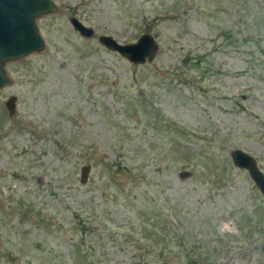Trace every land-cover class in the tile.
<instances>
[{"label": "rangeland", "instance_id": "1", "mask_svg": "<svg viewBox=\"0 0 264 264\" xmlns=\"http://www.w3.org/2000/svg\"><path fill=\"white\" fill-rule=\"evenodd\" d=\"M53 1L4 66L0 264L264 263V196L229 156L264 174V0ZM143 32V64L96 38Z\"/></svg>", "mask_w": 264, "mask_h": 264}, {"label": "water", "instance_id": "2", "mask_svg": "<svg viewBox=\"0 0 264 264\" xmlns=\"http://www.w3.org/2000/svg\"><path fill=\"white\" fill-rule=\"evenodd\" d=\"M56 8L53 0H0V88L10 81L4 67L6 62L20 59L43 48L44 41L36 18L54 12ZM68 21L80 36L89 38L94 34L92 27L75 16H69ZM96 38L103 47L118 53L133 64L150 62L158 49L155 38L149 32H143L134 41L126 43L118 42L108 34H98ZM15 101L16 96L10 94L3 102L9 116L15 112ZM229 156L234 166L247 171L264 196V174L254 157L238 148L230 150ZM88 172V164L80 167L79 182L84 183L87 180Z\"/></svg>", "mask_w": 264, "mask_h": 264}]
</instances>
